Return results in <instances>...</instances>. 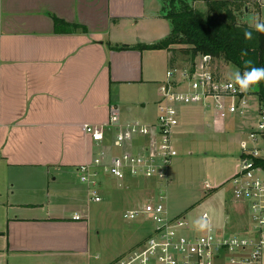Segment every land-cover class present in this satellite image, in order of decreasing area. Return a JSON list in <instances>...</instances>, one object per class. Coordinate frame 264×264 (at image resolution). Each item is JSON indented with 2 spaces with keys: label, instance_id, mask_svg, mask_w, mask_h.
Returning <instances> with one entry per match:
<instances>
[{
  "label": "crops",
  "instance_id": "obj_1",
  "mask_svg": "<svg viewBox=\"0 0 264 264\" xmlns=\"http://www.w3.org/2000/svg\"><path fill=\"white\" fill-rule=\"evenodd\" d=\"M56 20L70 32H58ZM171 30L161 0H0V264H113L132 250L133 243L112 252L99 245L111 210L135 208L140 179L101 175L97 203L75 169L98 152L84 134L86 125L107 123L114 110L124 122L156 125L152 109L171 53L139 46L155 45ZM207 110L180 109L176 146L225 135L236 143L232 155L239 159L254 147L245 137L256 130L246 128L254 124H247L254 111L247 121L230 115L226 130ZM238 171L239 164L227 174L225 205L209 214L218 229L235 215L242 217L237 231L244 225L246 208L230 183ZM205 188L210 195L212 188ZM76 214L83 218L73 220Z\"/></svg>",
  "mask_w": 264,
  "mask_h": 264
},
{
  "label": "built area",
  "instance_id": "obj_2",
  "mask_svg": "<svg viewBox=\"0 0 264 264\" xmlns=\"http://www.w3.org/2000/svg\"><path fill=\"white\" fill-rule=\"evenodd\" d=\"M231 83L216 71L211 57L204 56L193 68L167 71L166 80L159 86L156 125L141 120L124 122L114 110L107 123L84 127V134L98 152L91 163L77 167L75 172L79 182L89 186L92 202L102 201L99 190L103 174L117 181L146 179L159 192L155 203L124 213L125 220H144L150 229L143 242L113 264H263L264 170L257 161L264 160V120L250 133L254 147L243 150L239 171L230 181L233 197L245 205L248 226L232 235L224 227H214L207 213L200 217V225H192L185 216L171 217L164 204L163 184L170 183L169 169L178 156L174 131L180 124V109L196 105L209 109L213 102L223 119L244 114L249 97L238 88L233 90ZM260 115L264 118L261 108ZM116 150L120 153L114 154ZM82 218L76 214L73 220Z\"/></svg>",
  "mask_w": 264,
  "mask_h": 264
},
{
  "label": "rangeland",
  "instance_id": "obj_3",
  "mask_svg": "<svg viewBox=\"0 0 264 264\" xmlns=\"http://www.w3.org/2000/svg\"><path fill=\"white\" fill-rule=\"evenodd\" d=\"M251 2L254 4L248 5L247 11L245 10V12L240 13L239 21L241 24L254 27L256 22H264V0H251ZM198 8L205 10L206 7L200 2ZM179 48L177 52L178 61L175 67L179 71H185L190 68L192 55L184 52L186 47L183 49H181L182 47ZM196 60L199 62L201 57H197ZM215 67L218 73L229 80H231L232 73L236 68L232 65L225 67L219 61L215 62ZM168 68L170 69V67ZM256 92L257 86L245 92L248 97L251 95L252 99L250 100L249 98L247 110L244 114H235L238 118L240 117L241 120L247 121L249 120L247 117L248 111H254L255 115L251 118V122L247 123H254L251 126L247 125L246 128L249 131L250 128H257L259 122L264 120L263 116L260 115L259 105L256 99L253 98L256 96ZM220 101L224 102V99L222 98ZM207 111L211 113L209 115H212V113L216 114V116L221 119V124H224L227 130L231 122V120H229L230 116L225 119L221 118L214 109L213 104ZM145 112H147V110ZM152 112H154V115L157 117V111H154V108ZM246 135V141L252 146L253 142L250 139V133L248 132ZM196 139L199 140H186L177 143V146L175 145L178 156L174 159L171 166L172 168L170 167L169 169V174L171 169L174 170L173 180L170 183L163 184V195L165 196L164 204L169 215L185 216L192 225H197L199 223V218L202 214L207 213L209 215L214 209H221L225 205L223 199L226 198L227 194L230 196L231 192V186L228 185L226 181L227 174L232 172L236 165L240 163V159L232 155L233 151L236 149V143L230 141L225 135L219 136V139L215 141L202 138ZM262 156H264V152H262ZM262 177L264 178V174H262ZM140 182H142L140 184L141 191L138 193V200L133 209L141 208L148 202L155 203L158 199L159 192L157 191V195L154 189L155 184L146 179H140ZM206 184L212 188L210 191L212 193L210 195L209 191L205 188ZM56 186H54V188ZM69 205H71V203L67 204V206ZM92 206L98 207V205ZM127 208V206H121V208L111 210L112 215L110 218H106L104 224H102L103 236L99 249L112 252L116 249L126 248L130 243L134 244L132 247L133 249L147 238L150 224L144 220H141L142 223H131L125 220L123 215ZM67 209L73 211L74 207H67ZM228 212H231L233 216L235 206H232L231 210L229 209ZM238 212L240 211L238 210ZM241 219L242 217L240 215H235L233 216V220H229V223L223 227L229 234L236 235L249 224L248 215L246 214V218H243V227L239 228L237 231Z\"/></svg>",
  "mask_w": 264,
  "mask_h": 264
},
{
  "label": "trees",
  "instance_id": "obj_4",
  "mask_svg": "<svg viewBox=\"0 0 264 264\" xmlns=\"http://www.w3.org/2000/svg\"><path fill=\"white\" fill-rule=\"evenodd\" d=\"M164 17L171 22L170 35L152 46H139L143 50L168 51L171 53L170 68L175 69L179 47H186L191 54L190 67L196 64L197 57L210 56L212 62L232 65L243 70L244 61L252 60L257 67L264 66V33L255 31L247 24H241L240 13L247 10L245 0H161ZM202 2L205 10L198 8ZM63 21L56 20V30L69 33L70 28ZM252 31L253 39L246 40L244 32ZM125 48V47H124ZM128 49V48H125ZM246 51L247 55L241 53ZM256 95L264 110V82L257 86ZM257 164L264 170V160Z\"/></svg>",
  "mask_w": 264,
  "mask_h": 264
},
{
  "label": "clouds",
  "instance_id": "obj_5",
  "mask_svg": "<svg viewBox=\"0 0 264 264\" xmlns=\"http://www.w3.org/2000/svg\"><path fill=\"white\" fill-rule=\"evenodd\" d=\"M254 28L255 31L264 33V22H256ZM244 38L246 40L253 39V32L246 30ZM241 55L246 56L247 52L244 51ZM231 81L233 90L238 88L241 92H248L261 82H264V66L257 67L252 60H245L243 70L239 67L234 69Z\"/></svg>",
  "mask_w": 264,
  "mask_h": 264
}]
</instances>
